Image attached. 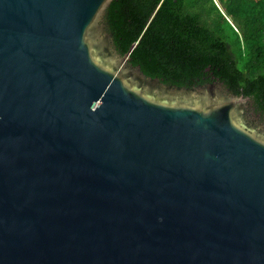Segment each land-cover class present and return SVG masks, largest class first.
I'll use <instances>...</instances> for the list:
<instances>
[{"label": "water", "instance_id": "obj_1", "mask_svg": "<svg viewBox=\"0 0 264 264\" xmlns=\"http://www.w3.org/2000/svg\"><path fill=\"white\" fill-rule=\"evenodd\" d=\"M112 0H0V264H264L247 96L146 77Z\"/></svg>", "mask_w": 264, "mask_h": 264}, {"label": "trees", "instance_id": "obj_2", "mask_svg": "<svg viewBox=\"0 0 264 264\" xmlns=\"http://www.w3.org/2000/svg\"><path fill=\"white\" fill-rule=\"evenodd\" d=\"M112 0L100 25L111 49L178 88L217 82L264 114V0Z\"/></svg>", "mask_w": 264, "mask_h": 264}, {"label": "flooded vegetation", "instance_id": "obj_3", "mask_svg": "<svg viewBox=\"0 0 264 264\" xmlns=\"http://www.w3.org/2000/svg\"><path fill=\"white\" fill-rule=\"evenodd\" d=\"M246 126L251 132L264 135V114L257 111L251 102L246 111Z\"/></svg>", "mask_w": 264, "mask_h": 264}, {"label": "rangeland", "instance_id": "obj_4", "mask_svg": "<svg viewBox=\"0 0 264 264\" xmlns=\"http://www.w3.org/2000/svg\"><path fill=\"white\" fill-rule=\"evenodd\" d=\"M215 2H216V3H218V1H217V0H215ZM248 108H249V107H248ZM248 108H247V109H248Z\"/></svg>", "mask_w": 264, "mask_h": 264}]
</instances>
